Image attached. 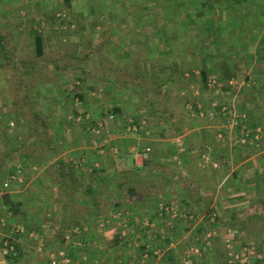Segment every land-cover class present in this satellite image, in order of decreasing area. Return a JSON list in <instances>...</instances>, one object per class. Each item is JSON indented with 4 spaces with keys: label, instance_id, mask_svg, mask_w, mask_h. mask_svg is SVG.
I'll list each match as a JSON object with an SVG mask.
<instances>
[{
    "label": "crops",
    "instance_id": "0c3cea01",
    "mask_svg": "<svg viewBox=\"0 0 264 264\" xmlns=\"http://www.w3.org/2000/svg\"><path fill=\"white\" fill-rule=\"evenodd\" d=\"M47 1L0 0V32L2 33L0 34V40L6 38L9 40L13 39L11 45L7 46L11 54L14 52L13 55L17 54L21 58V55H24L23 46L26 44L28 46L31 45V40L33 39L36 43L35 52L30 50L29 53L31 54L32 52V55H37L38 35L42 39L43 56L47 54L57 55L64 52V49L59 48V46L51 47L54 44L53 38L57 37V35L59 37L62 34L63 26L61 24L59 26L58 24L49 23L50 18L53 19L54 17V8H57L55 6L52 7V1H50L51 6H48L49 2ZM102 2V9L106 5L110 9L109 4H104L106 1H100V3ZM100 3L98 1L99 5ZM159 3L157 2L156 5L159 6ZM98 4H88L86 9H91L94 14L84 13L81 19H89L86 21L93 22L95 25L98 22V28L101 27L100 25L106 24L107 32L99 30L95 33V31L91 32L89 30V32L80 37L101 38L102 34L109 33L108 38L111 43L115 39H121L124 42H121L120 46H116L115 48H107L106 53L110 56L108 65L105 63L106 57L101 55L105 53L102 50L96 52L102 57L100 64H97V68L102 69L100 67L101 64L108 66V75L105 73L98 74L99 77L102 76L104 78L103 80L101 79L102 83L108 84L104 94L105 98H103V89H95L90 94L83 92L76 96V99L72 100L75 101L77 107L73 108V111H70L67 108L69 97L60 96L58 93V88H60L63 82V77L66 76L65 72L69 69L67 64L58 62V57H55L54 59L51 58V62L45 63L44 66H35L37 71L47 72L44 78L45 82L41 83L42 85L44 83L45 85L48 84L47 87L50 88V92L47 94L48 98L50 97L51 101L54 102L58 101L57 104H59V107L63 111L57 112L55 107L53 110L48 109L45 111L49 126V132L47 133H49L50 138L53 136V144L48 146L49 155H46V157L49 158L44 161L45 163L40 170L42 171L43 169L45 171V176L38 182L44 185L42 189L44 202L28 206L29 212L34 214L31 211L33 209H36L37 212L41 211V209L48 210L49 212L46 211L47 214L55 212L60 218L59 223L61 222V225L65 226L67 223H63V220L69 223L71 221L70 226L77 225V228L80 230V237L76 240H80L81 245L95 247L94 250L99 247H108L112 248V251L117 248L118 240H123L119 234L123 230L135 232L126 242L135 243L136 241L139 242L140 240L142 242L144 240L145 242H151V244H148L154 250L155 243H163V240L157 236L158 232L163 228L168 230V232L171 229V232H169L170 238L175 240L172 231H181L182 227H185L180 224V221L189 223V230L201 223L217 226L218 223L209 221L210 214L215 215L219 211V208L216 206L217 201H220V207H222L221 204L223 203L224 208H229L230 212L226 209L223 212L220 210L222 216L229 215L231 217V215L233 216L236 213V216L239 217L242 213H246L250 218L249 215L257 213L258 210L255 209L257 205L260 204L264 209L263 132L259 138V133L262 131L260 124L264 122H254L259 113L258 106L254 105V95L252 96L253 100H251L252 104H249L252 111H246L241 107L235 109L236 112L245 115L244 120L239 118L236 122L230 119L232 118L231 116L221 112V107L225 104H221L217 100L221 96L223 99L226 90L225 86L230 88V86L235 84L234 77L240 74L242 70L246 71L245 73H249L253 67L257 68L255 62L249 67L245 63L243 54L244 50L248 49L246 44L238 45V43L236 44L231 41L227 45L221 42L225 36L218 33H215L213 36L207 33L205 35L199 34L198 36L194 31L195 28L186 24L188 19L180 17L179 23H175L174 18L168 14L165 16V13H162L159 8L152 6L148 2L147 4L155 12V9H158L161 14H154V12H149V10L147 11L151 13L150 16H147L148 14L138 15L139 13L116 15L114 14L115 12H109L110 15L107 14L106 18L103 19L101 17L97 18V13H99L97 11H101V8L96 9ZM60 5L62 6V3ZM66 5L68 6V4ZM148 5H146V8ZM84 6L86 5L84 4ZM123 9L126 10L127 8L123 7ZM41 21H45L43 22V27L47 21L48 26L50 25V31L45 30L43 32L39 30L38 32L36 26ZM130 23H135V25H130ZM138 23L141 26L144 24V28L139 27L140 31L137 34H145L156 38L158 44L154 50L155 52H151L150 60L153 64L148 63V68L155 67L157 62L164 63V66H162L157 74V81H146L148 85L143 87L147 93H150L149 101H145L143 99L145 96L143 94L141 96L138 93L137 87H134L138 83V77L141 74L140 70L147 68L143 64H146L145 61L148 59L146 58V50H144V63H140L141 59L138 61L139 63L133 62L137 61L138 53L143 48L142 46H132L131 44L133 42L131 40L135 38L132 35L134 33L132 29L136 28ZM58 27H61V29L59 30ZM203 36L207 38L206 41L203 42V45L198 44V38ZM229 46H231V50H235L234 53L240 58L232 60L231 58L233 57H229ZM29 47L31 48V46ZM253 47H250L252 52H254ZM14 49H17V51ZM242 50L243 54H240ZM197 56L202 57L198 65L196 63ZM227 59L230 62H237L235 76L228 81L224 80L221 74L223 63ZM11 64L12 70L15 72L18 70L20 74L23 72V74H29L33 69V64L27 58H21L18 62L14 61ZM139 64L141 66L138 67ZM2 66L0 64V67ZM6 67L5 65L3 71L1 70L2 72L5 71V73L0 74V113L2 115L0 121V148L7 149L9 148L7 142L11 137V131L14 135L13 137L16 138V142L23 136L19 126L17 127V120L11 122V131L9 129L6 130L11 117L6 112L7 107L5 104L8 101L7 96L11 95V103L16 104L22 96V92L26 89L24 87L25 84H22V82H25V78L17 81L14 76L15 74L12 76L8 75ZM261 69L264 74V67ZM149 70L147 73H143L145 79L153 76ZM202 70L207 72L208 82L213 77L219 88H210L207 84L208 82L203 81ZM4 77L9 78L11 82L9 84L3 83L2 79ZM84 79L88 82V85L96 80L94 77L92 80ZM180 79H185L187 86L178 90L179 88L176 85ZM244 80H247V78ZM263 83L262 85L256 83L258 86H253L257 91V95L261 92L263 93L260 97L262 100H264ZM163 87H166V93L170 92L164 95L165 99L161 97V94L164 93ZM202 88L209 93V97L210 93L213 94L208 104V110L210 111L206 114L201 111L192 112L188 107L190 100L197 99L201 101L204 97V90ZM240 92L241 90L237 91L236 97ZM157 97L166 101L176 102L178 99H181L187 104L182 108V112H185V115L191 118L190 122L194 120L193 118H200L207 119L205 120L207 124L202 127H199V124L188 125L185 123L182 115H179V119L182 120L181 125L183 126L181 129V127H177V122H174L173 118H166V115L163 116L167 112L169 113L168 116L173 114L170 108L158 110L156 121H154L153 116L150 117L147 109L152 104V98ZM104 100H106L105 103H111V106H103ZM242 100L244 101V98ZM83 102H85L84 105ZM82 106L88 108L92 106L91 110L93 111L91 113L82 111L80 110L83 108ZM144 110L143 115L142 111ZM108 111L113 112L114 117H109L107 115ZM132 119L136 121H140V119L145 120L146 125L144 127L149 132L147 133L144 128L138 132L128 131V121ZM162 120H166L167 123H163ZM73 125L75 126V131L71 133V129L74 130ZM221 135H223L224 140H222ZM252 138L258 143L257 145L250 142V139L251 141L253 140ZM246 140H249L247 144H245ZM223 141H225V144ZM232 142L234 143L232 144ZM249 143H252V145H249ZM36 146L38 145L36 144ZM144 146H150L152 150L149 158L141 161L139 160L138 152ZM206 155L210 157L212 162L218 163V166H214L212 162L207 161L205 159ZM60 161L66 165L68 164L67 167L75 168L74 175L70 177L64 176L61 173L63 170L59 168L60 165L61 167H64V165L60 164ZM16 164L17 162H14L10 166V172L13 171ZM23 165L27 168V177L28 174L30 175L38 171L37 165L27 163H23ZM33 169L36 171L32 172L31 170ZM198 172H202L203 174H198ZM21 181L13 183L10 188L11 190L9 189L0 194V207L8 209L11 206L6 205V194L11 199L12 197L14 198L12 202L19 203L18 209H15L14 213L11 211L6 213L7 210L5 211V215L8 216L9 227L17 224L24 227L29 226L25 221L26 218L22 216V210H25L26 206H23L22 198H18L15 193L18 192L19 187L24 186L25 181ZM27 181L29 180L27 179ZM38 191V194L41 195L40 187L37 189ZM101 199L111 200L113 203L105 208L100 204ZM206 202L209 205L211 204V210L206 211ZM203 204L204 206L202 207L201 205ZM164 207L171 208L177 216L170 217V214L165 211ZM214 208H218V211L214 210ZM125 210L134 215H142L140 217L142 224L137 222L138 219H134L130 220L129 224L126 222V224L122 225L116 216L122 214L121 212ZM106 214H109L110 217ZM102 219L111 223L105 226L103 224L104 228L100 229L99 234L95 233L99 221ZM146 219L149 221L148 225L145 222ZM168 219H171L168 222L169 224L166 223L165 226H162L164 224L161 222L164 221L165 223ZM46 226L50 229V226L44 223H40L37 230L29 228L31 226L26 227L31 230L29 231L30 233H35V237L32 238L28 232V236L20 238L22 250L27 246V244L25 245V239L35 241L39 239L42 243L46 239L48 232H50L49 230L46 232ZM43 229L45 232H43ZM201 229L203 228L201 227ZM1 230L6 231V229ZM213 230L215 229H207L208 232L206 234L208 235L209 231ZM110 233L112 236H110ZM216 234L206 236V238L208 240L212 237L216 238ZM66 242L65 238H63L61 246H66L64 245L67 244ZM61 246L58 249H61ZM95 252L97 253V250ZM154 253L156 254L155 250ZM150 254L143 255L146 261H149V258H157L153 256L152 251ZM122 260V258H118L117 256H108L107 258L100 256L99 258H73L74 262H89L90 264L91 262L96 264H108V262L110 264H119ZM134 260L139 261L136 257H124L125 264L126 261L132 263ZM159 263L160 260L157 264ZM203 263L204 261H202ZM29 264H49V258L44 262L40 259L32 260ZM193 264H198V260L193 261Z\"/></svg>",
    "mask_w": 264,
    "mask_h": 264
},
{
    "label": "rangeland",
    "instance_id": "374dc122",
    "mask_svg": "<svg viewBox=\"0 0 264 264\" xmlns=\"http://www.w3.org/2000/svg\"><path fill=\"white\" fill-rule=\"evenodd\" d=\"M50 1H52L51 3L53 4L52 7H56L57 9L54 8V17L53 19L50 18L49 23L51 24H58L60 26V24L63 26L62 30V34L58 37L55 36V38H53L54 44L51 47H58L64 49V52L62 54H47V55H42V56H37V55H32L29 53L30 50H32L33 52H35V48H36V43L35 40H31V48L28 46V44H26L25 46H23L24 48V55H21V58H27V60H29V62L32 65L33 69L32 71H30L29 74H23V73H19L20 71H13L12 70V62H18L21 58L19 57V55L11 54L8 50L9 45H11V42H13L12 40H9L8 38L4 39V40H0V64H2L3 66L0 67V74L2 75L3 69L5 68V65L7 66L6 69L8 71V75L10 74L11 76L13 74H15L14 76L16 77V80H20V79H24L25 78V82H22V84H25V89L22 92V96L20 97V99L18 100V102L16 104H12L11 103V95H8V101H6L5 106L7 107V113L11 115L10 117V123L8 128H6V130H12V121L13 120H17L16 122H18L17 127L19 126V129L21 130V134L23 135L20 139H18V141L16 142V138L13 137L14 135L12 134L11 131V137L7 142V146H9V148H0V182L2 183L7 176L10 173V166L14 163L17 162V164H22L23 163H27V164H32V165H37L38 166V171L37 172H33L36 170H31L33 173H31L30 175L28 174L27 177V173L26 170H24V173L21 175L20 180H24L27 178L29 181H25V184H23V187H19L18 188V192H15L18 198H22V204L23 207L25 208V210L23 212V215L26 218V223L29 224V226H31L30 228L33 230H37L39 229V225L40 223H44L48 226H50V229L47 227L46 228V232L49 230L50 232H48V235L46 236V239H44V241H41L38 239L37 241L32 240V239H25L24 241L26 242L25 245L27 244L26 248L23 251V260L25 262V264H29L32 260H42L43 262L46 261L47 258H52L53 256H55L60 250H65L68 255L72 258H107L108 256H117L118 258H122V262H120L119 264H125L124 261V257L128 258L130 256V258H138V262L137 260H134L132 263L126 261V264H157V262L160 260L161 261V257L163 256V254L165 253L166 250H168L170 247L167 244L166 241H164V239H162L161 235H160V231L158 232L157 236L163 240L162 242H158L157 244L155 243V252L154 250H152V248H148L147 250V246H146V250L144 251V253H142V251L139 249L142 245H149L151 244V242H145L143 239V241L141 242L139 240L136 241L135 243L132 242H126L127 240H129L130 236L133 234H135V232L130 231V230H123L121 231L119 234L121 235V237L123 238L124 241H121L119 243H117V248H115V250H112V248H108V247H99L97 248V253L95 252L96 250L95 247H91V246H83L80 243V240L77 241L76 239H78V237H80V233H79V228H77V225L74 226H70L71 225V221L70 223L68 221L63 220V223H66L65 226L61 225V222L59 223L60 218L58 217L57 213H52V214H47V212H49L48 210H43L41 209V211L39 210V212H37L36 209H33L31 211H33L34 214H31L29 212V210L27 209L28 206H33L35 204H37L38 202H44V194L43 193V188L44 185L43 183L40 182V184L38 183L39 180H42V178L45 176V171H40L41 168L43 167L42 165L45 163L44 161L46 159H48L49 157H46V155L48 154V146H51L53 144V136L50 138L49 133L45 132L44 130V126L45 124H39L35 122L38 120V118H44L47 121V114H46V110L50 109L53 110V108L55 107L57 112H61V110L63 111V109L61 107H59L58 101L54 102L51 101V98L47 96L48 92H50V88L47 87L48 84L45 85V83L42 85L43 82H45V74L47 73L46 71L40 72L37 71L35 69V66H44L45 63L47 62H51V58L54 59L55 57H58V62H64L67 64V66L69 67L68 71L65 72L66 76L63 77V82L60 85V88H58V93L60 94V96L64 95L66 98L67 96L69 97L68 100V110L73 111V108L77 107V105L75 104V101H72L74 99H76V96H78L79 94L85 92V93H93L95 89H103L104 93H103V98H105L104 94H105V90H106V86L108 84H104L105 82L102 83V80L104 78L99 77V73H105L106 75H108V66L105 65H100V67L102 69H98L97 68V64H100V61L102 60V57L99 56V53H96L99 50H102V52H104L105 54H101L102 56L106 57V65H108V59H109V55H107L106 51L108 47H112L115 48L116 46H120V43L123 42L121 39L119 40H114L113 43H111L109 41V33H104L102 34L101 38L100 37H80L82 35H85L86 32H89V30L95 31V33H97L96 31H106V27L104 25H100L101 27H99V24L97 22V24H93V22L91 23L90 21H86L89 19L83 18L81 19V16L85 13L87 14H94V12L91 11V9H86L87 5L90 4H98V1L100 3V1L102 0H69L68 3H66L65 0H48L47 2H49L48 6H51ZM63 1V2H62ZM106 2H104V4H109L110 9L108 6H103L102 9V5L103 2L100 3V5L98 4L96 6V9H100L101 11H97L99 13H97V18L101 17L103 19L106 18V15H110L109 12H115L114 14L116 15H124V14H138V15H142V14H148L147 16H150L151 13L149 12H154V14H161L158 9H155L156 12L153 10H150L152 7L150 5L147 4L151 3L152 6L156 7V4L158 2V0H104ZM46 2V3H47ZM115 2V4H112ZM60 3H62V6L60 5ZM68 4V6L66 5ZM84 4L86 6H84ZM60 5V6H59ZM146 5L147 8H146ZM85 10H84V7ZM123 7H126L127 9H123ZM166 7H170V6H166ZM108 8V9H107ZM48 9V8H47ZM107 9V10H106ZM50 11V9H48ZM94 10V8H93ZM149 10V12L147 11ZM165 16H167L166 14L169 15L170 13V9L167 8L165 9ZM169 12V13H168ZM111 13V14H112ZM39 17V16H38ZM43 18V17H42ZM56 18V19H54ZM60 20H62V22H60ZM102 20V19H101ZM214 20H216V17H214ZM212 20V22L214 21ZM100 21V20H99ZM143 21V19H142ZM207 21V18L206 20ZM203 21V22H205ZM43 22L45 21H41V23H38L36 26V29L41 30V31H50V25L48 26V23L46 21L45 26L43 27ZM56 22V23H53ZM101 22V21H100ZM130 25H135V23H130ZM144 24H139L136 25V28L132 29V31L134 33H132L133 36H135L134 39H132L131 41H133L131 44L132 46H139V47H143L140 53H138V57H137V61H133V62H138L141 59L140 63H144V55H143V51L146 50L147 56L146 59L147 61H145L146 64H143L144 66H146L147 68L140 70L141 74L138 77V83H136V85L134 87H137L138 89V93L142 96V94L145 96L143 99L145 101H147L150 98V93L146 92V89L143 88L145 86H147V82L146 81H157V74L159 73V71L161 70L162 66H164V63L161 62H157L155 67H151L148 68V63L153 64L150 60V55L151 52H155L154 50L157 47V41L156 38H153L149 35H138L137 32L139 33L140 29L139 27H143ZM59 30L61 29V27H58ZM142 28V29H143ZM152 30V28H151ZM212 30V27H208L207 24H202L199 26V28L196 25L195 28V32L200 35H205L206 33L209 34V31ZM208 31V32H207ZM107 32V31H106ZM229 32V29H228ZM215 31H211L209 35L213 36L215 35ZM0 34H2L0 32ZM106 36V37H105ZM13 37V35H12ZM15 39V38H14ZM127 41V40H126ZM198 41V40H197ZM95 43L97 44L95 46ZM124 43V42H123ZM203 45V44H202ZM17 51V49H14ZM231 58L232 60L235 58H240L239 56L232 55ZM19 58V59H18ZM171 58V57H170ZM202 59V57L197 56L196 57V63L197 65L200 64V60ZM132 62V63H133ZM139 63V62H138ZM242 63V62H241ZM240 63V64H241ZM110 64V63H109ZM135 64V63H133ZM159 64V65H157ZM256 67H253L252 71H250L249 73H245L246 71H241L240 74H238L237 76L234 77V82L235 84H233L232 86H230V88H227L225 85V92H224V96L222 99L218 98V102L219 103H223L225 105H229V106H234L235 108H239L241 107L242 109L246 110V111H252V108L249 104L251 103V100L255 99L254 101V105L258 106L257 109L259 110V113L257 114V117L254 119V122L259 123V122H264V100H262L260 97L261 95H263V93H259L257 95V91L254 88L255 86H258L257 84H261L264 81V74L262 71V67H264V57L263 59L256 61L255 62ZM112 65V64H110ZM142 65V66H143ZM141 66L140 64L138 65V67ZM16 68V67H15ZM150 69V70H149ZM2 70V71H1ZM10 70V71H9ZM149 70V72H151L153 74V76L151 78H147L145 79V73H147ZM260 70V71H259ZM163 72V71H162ZM59 73V72H58ZM144 73V74H143ZM244 73V74H243ZM141 76H143L142 78H140ZM250 76H252L250 78ZM1 77V76H0ZM3 77V76H2ZM93 77L96 79L94 80V82H91L88 85V82H86V79H90L92 80ZM83 78V81H82ZM212 79H214L213 77H211ZM245 78H247V80H244ZM102 79V80H101ZM252 80V81H251ZM77 81V82H76ZM80 81V82H79ZM142 81V82H140ZM244 81V82H243ZM249 81H251L249 83ZM259 81V82H258ZM3 83L9 84L11 82V80L9 78H3L2 79ZM37 84V85H35ZM42 82V83H41ZM186 80L185 79H180L177 82L176 87H178V90H181L182 88H186V84H185ZM243 82V85H242ZM255 82V83H253ZM33 83V84H32ZM48 83V82H47ZM257 83V84H256ZM264 84V83H263ZM242 85V87H241ZM252 86V87H251ZM254 86V87H253ZM217 88H219L217 86ZM90 89V90H89ZM203 89V88H202ZM164 93L161 94V97L164 98L166 93V87H163ZM204 90V89H203ZM241 90L240 94L236 97L237 91ZM16 91V90H15ZM60 91V92H59ZM93 91V92H92ZM259 91V90H258ZM264 92V91H263ZM102 93V92H101ZM201 93H203L201 91ZM254 95L253 99L252 96ZM109 97V95H107ZM52 97V96H51ZM213 94L210 93V97H209V93L207 91L204 90V97L201 99V101L195 99L193 100L192 98H188V99H192L189 101V106H193V104L195 105H200L202 108V111L204 114L209 113L210 110L209 109V101L212 99ZM257 97V98H256ZM107 98V97H106ZM242 98H244V101L242 100ZM50 99V100H49ZM138 99V98H137ZM165 99V98H164ZM162 98H152V104L150 106H148V113L151 116H153V120L156 121V114L158 112V110H160L161 108H170L171 111H173L172 115L168 116V112L164 113L163 116L166 115V118L171 117L174 119V122H177V127H181L182 129V120L179 119V115H182V117L185 120V123H187L188 125L190 124H199V127L206 125L207 124V119H200V118H193L194 120H191L189 117H187L185 115V112H182V108L185 107V102H183L181 99H178V101H169V100H164ZM187 99V98H186ZM248 99V100H247ZM70 101V102H69ZM72 101V102H71ZM106 100H104L103 102V106L105 107H110L111 103H105ZM149 101V100H148ZM155 101V102H153ZM241 102V103H240ZM85 104V102H83V105ZM140 104V103H138ZM240 105V106H239ZM15 106V108H14ZM188 106V107H189ZM255 106V107H256ZM80 109L82 111H88V112H92V106L91 107H84ZM245 107V108H244ZM14 108L13 112L12 109ZM248 109V110H247ZM250 109V110H249ZM10 110V111H9ZM241 110V109H239ZM1 112V110H0ZM56 112V113H57ZM64 112H66V110H64ZM144 111H142V114L144 115ZM60 114V113H59ZM159 114V113H158ZM106 115V114H105ZM107 115H109V117H114V113L113 112H109L107 113ZM251 116V115H250ZM0 117H2L1 113H0ZM147 117V116H146ZM252 117V116H251ZM141 120V119H140ZM249 121V120H248ZM251 121V120H250ZM162 122L167 123L166 120H162ZM251 123V122H249ZM262 131L261 133H259V138L260 135L262 136V132L264 134V123L260 124ZM74 130L71 129V133H73L75 131V126L73 125ZM36 129V130H35ZM35 130V133H32ZM80 130V129H79ZM18 132V131H17ZM48 132H49V128H48ZM98 133V132H97ZM30 134H32L31 136H29ZM70 134V133H69ZM99 135V134H98ZM253 139V138H252ZM224 140V139H222ZM244 141V140H243ZM249 140H246L245 144H247ZM258 141V140H257ZM236 142V141H235ZM242 142V141H240ZM250 142H252L253 144L256 143L254 141V139ZM223 143L225 144V141H223ZM234 142H232L233 144ZM252 143H249V145H252ZM20 144V145H18ZM36 144L38 146H36ZM258 143H256L257 145ZM260 144V143H259ZM254 145V146H256ZM1 146V145H0ZM16 164V165H17ZM91 168V167H90ZM13 169V168H12ZM27 169V168H26ZM92 169V168H91ZM198 174H203L202 172H198ZM30 176V177H29ZM37 176V177H36ZM21 181V182H22ZM0 183V184H1ZM12 186V185H11ZM41 189V195L38 194L39 191L37 192V189ZM11 190V189H10ZM17 190V188H16ZM14 196V195H13ZM26 197V198H25ZM12 199L14 200V198L12 197ZM12 200V201H13ZM102 200V199H101ZM264 200V199H263ZM263 202V201H262ZM113 202H111V200H102L100 202V204H102L103 207H108L109 204H112ZM264 203V202H263ZM21 205V204H20ZM202 207L204 206L201 205ZM206 206V211L211 210V204L209 205L208 202H206L205 204ZM216 206L219 208H214V210H217L218 212L214 215L210 214L211 217H209V221L210 222H214V223H218L217 226H212L209 224H199L197 226H195V228L189 230L188 226L189 223H187L186 221H180V224H182L183 229L181 231L176 230L175 232L172 231V233L174 234V238L175 240V246L173 248H177L178 250H180V252H178V256L180 257L179 260L177 262V264H181L180 262L183 261V259L185 257H188L191 259V262L193 264V261H197L198 260V264H202V261H204L203 264H218L217 262L219 260V262H225L227 263V258H224V254L227 255V257L229 256V252L232 251L235 254L239 253L240 250H242L244 244L246 243H255L259 257L258 259L252 260L250 261V264H264V209L262 208V206L259 204L255 207L257 211V213L255 215H253V213L250 216V218L247 216V214L242 213L241 216L237 217L236 213L231 217L228 215L222 216L220 210H228L229 208L223 207V203L221 204L222 207H220V201H217ZM102 207V208H103ZM7 210V211H6ZM9 212L8 209H5L4 207H0V212H2V214H5ZM230 212V211H229ZM122 214L117 215L116 218H119V222L122 223V225L126 224V222L129 224L130 220H134V219H138L137 222L141 223V218L142 215H134L131 214V212H126L123 211L121 212ZM262 213V214H259ZM109 215V214H106ZM243 215V216H242ZM21 216V214H20ZM216 216V217H215ZM110 217V215H109ZM149 217V216H148ZM171 217V216H170ZM173 218V217H172ZM181 218V217H180ZM215 218V219H214ZM169 221H171V219L166 220L165 223L164 221H160L161 223H163L165 226L166 223H168ZM145 222H148V220L146 219ZM111 223V222H110ZM108 223L107 220L102 219L101 221H99L98 227L95 231V233L100 232V229L104 228V226ZM160 224V223H159ZM169 224V223H168ZM101 225V226H100ZM119 225V224H118ZM201 227L203 229H201ZM215 229L213 231H209V233H212V235L216 234V231L218 232L216 235V238H211V239H207L206 236H209L206 234L208 231L207 229ZM41 229V228H40ZM164 229V228H163ZM181 229V226H180ZM98 230V231H97ZM134 230V229H133ZM162 230V229H161ZM165 230V233L167 232V235L169 236L168 238H170V233L171 232L169 230ZM235 230H239L240 234H235L234 231ZM40 231V230H39ZM43 232L44 229H43ZM215 232V233H213ZM78 234V236H77ZM99 234V233H98ZM101 234V233H100ZM106 234V233H105ZM111 234V233H110ZM112 236V234L110 235ZM65 238V240L67 241V244H64L66 246L62 247L61 246V241L62 239ZM140 238V236H139ZM75 239V241H74ZM40 241V242H39ZM208 241V242H207ZM145 242V243H144ZM228 242H231L230 244L232 245L230 247H228ZM149 243V244H148ZM166 243V244H165ZM140 244H142L140 247H138ZM165 244V245H164ZM119 245V246H118ZM62 247L61 249L58 247ZM79 247V248H77ZM195 247L199 249V253L195 254L191 252V248ZM107 248V250H106ZM150 250H152L153 252V256L157 257V258H149V261H146L145 258L143 257L144 254L147 253L150 254ZM95 252V253H94ZM94 253V254H93ZM93 254V257H92ZM105 255V256H104ZM151 255V254H150ZM107 256V257H106ZM142 257V258H140ZM1 258V256H0ZM113 258V257H112ZM144 258V259H143ZM143 259V261H142ZM197 259V260H196ZM201 259V260H200ZM21 261V262H22ZM23 262V264H24ZM73 264H90L89 262H79V261H72ZM108 262V261H107ZM137 262V263H136ZM150 262V263H149ZM21 264V263H20ZM91 264H96L94 262H91ZM100 264V263H99ZM108 264H110V262H108ZM160 264V263H159ZM239 264V263H236Z\"/></svg>",
    "mask_w": 264,
    "mask_h": 264
},
{
    "label": "trees",
    "instance_id": "16d2710c",
    "mask_svg": "<svg viewBox=\"0 0 264 264\" xmlns=\"http://www.w3.org/2000/svg\"><path fill=\"white\" fill-rule=\"evenodd\" d=\"M65 1L66 3L69 2V0ZM158 2H160L159 6L156 5V7L159 8L162 13H165V9H170V13L168 12L169 16L174 18L175 23H179L180 17L188 19L189 23L188 21H186V24H189V26H191L192 28H196V25L199 28L201 23H206L208 27H212L213 31L217 32L219 35L225 36L224 38H222L221 42H224L227 45H229L231 41L235 42L236 44L238 43V45L246 44L248 49L244 50V54L243 50L240 51V54L244 55L243 58L246 61L245 63L247 67H249L256 61L263 59L264 0H158ZM150 10H153V8H151ZM214 17H216V20H214ZM206 18L207 21H205ZM212 20L214 21L212 22ZM228 29L230 34H227ZM211 31H209V34ZM206 39L207 38L205 36L198 38V44H203ZM37 46V55L42 56V39L39 35L37 36ZM251 46H254V52L250 50ZM228 48L230 57L235 54V50H231V46H229ZM237 52H239V50H237ZM236 63V61L230 62L228 59L223 63L221 74L224 80L228 81L233 76H235V69L237 67ZM202 78L203 81L208 82V76L205 70H202ZM193 108L194 111L197 112L201 110V108H198V104H193ZM36 123H44V130L45 132H48L49 126L46 119L38 118L35 124ZM35 130L32 133H35ZM31 135L32 134H30L29 136ZM60 164L64 165V167H61V165L59 166V168L63 170L61 171V173H63L64 176L70 177L74 175L75 168L67 167L68 164L66 165L61 161ZM5 202L6 205H11L10 207H8V211L14 213L15 209H18L17 206H19V203L12 202V199L7 194ZM2 215L6 216L8 219L7 215ZM26 227L29 226L24 227L25 233H23L21 236L16 234L18 238L28 236L27 234L31 230ZM120 238L122 237L120 236ZM118 241L120 242V240ZM167 241L169 242L170 239H168ZM139 249L142 251V253H144V251L146 250V245H142ZM151 251L152 250H150V252ZM178 252H180V250H178L177 248H169L161 257L160 264H177V262L180 261ZM0 256V264H23L24 262L22 261V249L16 255H3L0 251ZM224 258H228L226 254H224ZM180 263L183 264V261Z\"/></svg>",
    "mask_w": 264,
    "mask_h": 264
},
{
    "label": "built area",
    "instance_id": "2783aa9c",
    "mask_svg": "<svg viewBox=\"0 0 264 264\" xmlns=\"http://www.w3.org/2000/svg\"><path fill=\"white\" fill-rule=\"evenodd\" d=\"M208 86L210 88L216 89L217 88L216 80L215 79L209 80ZM189 108L192 112H195L193 106H189ZM198 108L200 109L201 106L198 105ZM235 109L236 108L233 106L222 105L221 112L223 114L231 116L232 118L230 119L231 120L233 119L234 122H236L239 118L244 120L245 115L236 112ZM0 121H1V117H0ZM145 125H146L145 120L136 121L132 119L128 121L127 130L131 132H138L142 130L143 128L145 129L144 127ZM145 130L147 133L149 132L147 129ZM221 138L224 139L223 135H221ZM151 150L152 149L150 146H144L142 150L138 152L139 160L141 161L147 160L150 156ZM205 159L207 161L212 162L208 155L205 156ZM212 163L214 166H218V163L216 162H212ZM24 170H26V167L24 165L17 164L15 168L13 169V171H11L9 175L7 176V178L0 184V194L9 190L13 183L20 181L21 175L24 173ZM164 208H165V211L168 214H170L171 217L177 216V214L171 208L169 207H164ZM148 224H149V221L147 222V225ZM1 229L3 230L6 229V231H2ZM160 232H161L160 235L162 239H164L167 242V245L170 248H173L175 246V243L171 238H168L169 236L167 235V232L165 233L164 229L160 230ZM23 233H25V228L23 225L17 224V225H14L13 227H9L7 217L3 216L2 213H0V251L3 255H16L18 252L21 251L22 249V247L20 246L21 240H20V237L19 238L17 237V235L21 236ZM234 233L240 234V231L235 230ZM210 235H212V233H210L209 236ZM30 236L32 238L35 237V233L34 232L30 233ZM168 239H170L169 242L167 241ZM228 243H229L228 247L230 250V247L232 245L230 244L231 242H228ZM146 246H147V250L148 248L151 247L150 245H146ZM191 252L197 254L199 253V249L192 247ZM146 255H148V251ZM258 258L260 257H259L255 244L246 243L244 244L242 250H240L239 253L235 254L232 251L229 252L227 263L228 264H236V263L250 264V261L258 259ZM72 261H73L72 258L68 255V253L65 250H60L55 256L50 258V264H73ZM183 264H192L191 259L188 257H185L183 259ZM218 264H226V263L219 262Z\"/></svg>",
    "mask_w": 264,
    "mask_h": 264
}]
</instances>
